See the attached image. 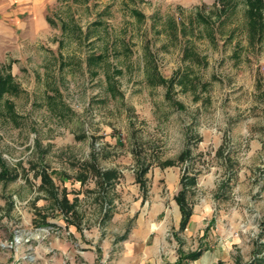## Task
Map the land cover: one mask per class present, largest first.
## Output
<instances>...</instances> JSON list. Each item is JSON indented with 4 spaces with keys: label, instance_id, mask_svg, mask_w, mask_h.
Returning a JSON list of instances; mask_svg holds the SVG:
<instances>
[{
    "label": "rangeland",
    "instance_id": "374dc122",
    "mask_svg": "<svg viewBox=\"0 0 264 264\" xmlns=\"http://www.w3.org/2000/svg\"><path fill=\"white\" fill-rule=\"evenodd\" d=\"M214 1L0 0V264H71L58 222L115 240L162 222L184 172L206 236L237 241L225 264H264V32Z\"/></svg>",
    "mask_w": 264,
    "mask_h": 264
},
{
    "label": "crops",
    "instance_id": "0c3cea01",
    "mask_svg": "<svg viewBox=\"0 0 264 264\" xmlns=\"http://www.w3.org/2000/svg\"><path fill=\"white\" fill-rule=\"evenodd\" d=\"M175 197L173 213L164 212L162 222L153 218L147 221L138 218L129 233L117 240L102 238L98 233H80L75 226L58 222L56 228L64 230V233L54 238V257L57 259L58 256L62 261L67 254L71 264H225L236 260L232 246L237 241L221 237L224 232H221L220 223L215 226L212 236H206V227L212 226L209 222H218L207 219V207L193 206L188 201L192 214L185 228L180 229L181 213ZM188 241L194 242L197 247L183 248L182 244ZM195 251H200L199 257L194 260L183 259L182 256Z\"/></svg>",
    "mask_w": 264,
    "mask_h": 264
},
{
    "label": "trees",
    "instance_id": "16d2710c",
    "mask_svg": "<svg viewBox=\"0 0 264 264\" xmlns=\"http://www.w3.org/2000/svg\"><path fill=\"white\" fill-rule=\"evenodd\" d=\"M226 1L228 0H215V6L220 5L219 13H224L226 11H229V9H226ZM236 1V0H234ZM245 4H246V16H247V26H248V34H249V42L250 43H255L257 41H259V39L261 38L263 32H264V0H244ZM236 4L233 3L231 4V9L235 6ZM137 16L141 15L139 13H136ZM200 18V16H199ZM204 21V20H203ZM12 79V75L10 73H8L5 76H0V92H2L5 89V86L7 84H9L10 88L9 89H13V84L11 82ZM161 82L163 84H166V87H170L171 86V82L172 80H170L169 82H165L164 80H161ZM11 83V84H10ZM190 155L189 150H185L182 154H181V159H186L188 158ZM108 173H103L101 174V181L102 183H104L105 186L108 185V182L110 180V177H107ZM146 174L145 170L140 171L139 174L137 175V181L140 185V188H144L145 184L143 182V177ZM0 179H7L5 172H2V174H0ZM43 180L46 183L51 184V181L47 178L44 177ZM196 184V175L194 176H187V173L184 172L181 176L180 179V186L181 189L178 192L177 196L175 197V201L179 207L180 213H181V222H180V229H184L186 224L188 223V220L192 214V208L187 200L186 197V190L188 188V186H194ZM64 204V207L69 205L68 200L66 199V196L63 197V200L61 201ZM69 207V208H68ZM67 207V210H65L67 213L70 212L71 210V205H69ZM200 255V251H195V252H190L183 257V259H187V260H194L197 257H199Z\"/></svg>",
    "mask_w": 264,
    "mask_h": 264
}]
</instances>
